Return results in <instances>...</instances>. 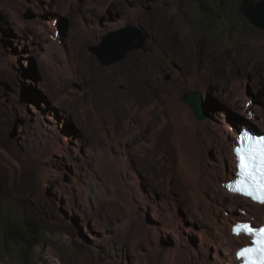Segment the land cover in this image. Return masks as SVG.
<instances>
[{
  "label": "rangeland",
  "instance_id": "1",
  "mask_svg": "<svg viewBox=\"0 0 264 264\" xmlns=\"http://www.w3.org/2000/svg\"><path fill=\"white\" fill-rule=\"evenodd\" d=\"M251 1L257 5L264 0ZM170 2V15L164 13L162 17H167L170 22L180 19L183 29L191 27V32L184 35L194 45L201 38L213 48H222L228 38L233 41L247 38L251 43L255 38H264V28L247 16V0ZM158 3V0H0V264H55L52 261L54 257L61 264H166L165 252L179 248L175 232H162V236L157 234L160 238L155 243L156 233L152 234L151 229L155 224L162 225L175 211L180 217L194 215L186 188L174 176L170 185V190L175 189L172 191L173 200L166 193H161L160 184L164 183L167 167L158 173L139 153L132 156V161L140 169L132 168L140 171L139 186L135 187L131 178L124 179L118 175L116 169L108 165L110 161L113 166L117 164V149L114 145L113 150L106 148L108 145L102 127L95 126L93 118H102L110 139L119 138L116 109L120 87L110 84L107 79L111 77L114 66L133 50H143L152 55L150 60L155 62L160 78L166 82L173 81L176 88L182 85L179 92L183 99L186 93L196 91L183 83L182 78L174 77V72L181 65L167 58L169 51L152 43L149 21ZM129 27L146 35L145 42L129 50L122 59L105 63L98 50L104 47L110 36ZM180 34L175 36L178 42ZM55 39L66 44L65 50L72 52L77 60L81 56V62L77 63L78 79L64 69L62 50ZM111 49H106V54ZM202 51L198 50L189 61V65L195 69L198 67L200 72L208 68L203 62ZM88 55L96 59L97 71ZM244 59L242 54L241 60ZM186 61L183 62L187 64ZM227 62L228 82L223 80L225 73H215L211 68H208L205 81H198L205 87L208 83L210 90L202 95L205 118L200 120L209 117L205 106L212 103L208 109L214 106L221 115L231 113L240 116L236 117L239 118L236 120L238 131L247 118L245 114H238L231 105L235 94L230 79L234 75L241 80L247 99L264 116V69L246 73L237 66H231L230 59ZM183 75L187 78L190 74ZM155 95L164 99L162 86L158 87ZM242 100L237 97L239 105L246 102ZM85 110L87 118L83 114ZM212 111L218 115L216 109ZM33 114L41 119H36ZM34 121L40 122L53 134H59L56 143L63 146L61 151L55 153L51 147L53 142H40L32 137ZM112 121L117 125L114 136L109 126ZM251 124L259 126L255 122ZM71 127L74 128L73 134ZM110 156L114 158L109 160ZM118 182L121 187L125 186L124 190L120 189ZM115 185L123 194L126 192L125 196L134 199H130L131 206L123 211L110 205L115 203L110 188ZM89 193L94 195L93 201L88 197ZM145 196L148 198L143 200ZM143 203L146 209L141 206ZM241 212L244 214L243 208ZM129 213L128 227L121 231V223ZM186 222L192 224L189 219ZM195 228L190 232L183 230L184 244L188 248L182 247L192 252L200 235L198 227ZM141 231H146V238H141ZM199 253H193L192 258L180 257L171 263L206 264L213 260L212 255L203 261Z\"/></svg>",
  "mask_w": 264,
  "mask_h": 264
},
{
  "label": "bare ground",
  "instance_id": "2",
  "mask_svg": "<svg viewBox=\"0 0 264 264\" xmlns=\"http://www.w3.org/2000/svg\"><path fill=\"white\" fill-rule=\"evenodd\" d=\"M158 1L159 3L156 4L152 10L153 14L151 18L149 17L151 20L149 21V28L152 33V43L161 50L169 51L166 55L167 58L181 65L180 69L174 72V77L182 78L183 83L189 84L191 88H195V92L199 95L201 102H203L202 95H205L210 90L208 83L205 87L201 86L198 81H202V79L203 82L205 81L208 75V68H211L212 71L215 70V73L219 71L225 73V75L223 74V80L225 79L224 81L226 82H228L227 79L230 78L229 72L228 74L225 72V66L229 63L227 62L228 59L231 60V66H237V68L242 69L246 73L264 69V38L260 40L255 38L252 43L249 42L247 38L242 40L239 39L240 41H233L228 38L222 48L208 46L207 41L201 38V40L199 39V41H197L198 44L194 45L193 42L184 35L187 32H191L190 29L192 28L190 26V29H183L180 19L174 20L173 22L171 20L170 22L167 17H162L164 13H169L170 15V0ZM179 32H181V38H178L180 42L175 39L176 33ZM54 42H56V44L59 45L58 48L62 50L64 69L73 78L78 79L77 63L81 62V56H79L77 60L72 52L65 50L66 44H61L56 39ZM197 48L199 51H201V49L203 50V62L208 66V68H204L202 72L198 70V67L195 69L192 65H189L190 58H193L198 51ZM242 54L245 55L246 59L241 60ZM150 57H152V55L143 52V50H133L125 60L114 66L111 77L107 79L110 84H118L120 87L118 91V97L120 99L116 109L119 124V138L116 140L110 139L102 118L98 116L93 118L94 125L102 127V133L108 145L106 148L113 150L114 147H112V145H114L119 154L117 164L113 166L110 161L108 165L116 169V172L119 173L116 174L121 175L122 178H131V183L135 187H138L140 169L132 161V156L139 153L141 156H145L148 159L150 166L156 169L158 173L162 172L164 167H167L168 172L164 171V173L166 172L164 183L162 185L160 184L162 188L161 193H166L173 200L174 193H172V191L175 189L170 190V185L174 176H177L182 182V185L186 188L185 192L191 198L190 206L193 209L192 212L194 215L190 214L184 217L191 220L192 224L188 225L186 222L187 219L180 217L178 212L175 211L172 213L171 218L167 217L165 222H162V225L157 226L155 224L151 229L152 234L156 233L155 237L153 236L155 243H158L160 238L157 234L162 236V232H165V234L171 232L176 233L179 248L177 251L169 249L165 252L166 264H168L169 261L170 263L173 260L178 261L180 257L192 258L194 257L193 253L198 254L199 252H201L199 253V257L203 259V261L206 257L209 259V257L213 255V260L210 259L206 264H240V261L236 258L237 250L250 244V239L244 235L237 237L232 233V227L239 221H251L252 218L257 225H260L263 223L262 218H264V205L254 202L252 199L243 195L232 193L225 187V182L233 180L236 174L233 148L239 133L236 129V120L239 118L236 119V117L240 116L227 113L229 119L227 117L228 115H221L214 106H212L213 109L212 107L208 109V105H212V103H208L205 108L209 117L205 120H200L201 118L198 119L193 107L180 95L179 90L182 91V85H179L177 89L173 81H163L159 76L155 62L150 60ZM91 58L92 57L89 56L88 59ZM92 59L93 63H91L93 64V69L97 71L96 59ZM184 60H187V64L183 62ZM183 73H189L190 75L185 78ZM97 77L99 80L100 77L98 75ZM230 80L231 89L235 94V97L231 99V105L237 109L238 114H245L247 118L242 122V129L248 125L250 126L249 128H254L258 132L263 133L264 130L260 128V126L264 128V116H262L261 111L250 103L251 100L247 99L246 89L243 88L240 82L241 80L235 78L234 75ZM46 81L48 84H51L49 80ZM159 86L163 87L164 99L155 95ZM239 96L243 100H246L244 104H238L237 97ZM214 109L218 111V115H216V111H212ZM41 110L43 109L41 108ZM95 111L94 106V112ZM249 111H251V113ZM34 114L33 117L38 120L41 119L38 115L34 116ZM83 114L87 118L88 115L86 110ZM252 122L258 123V128L254 125L252 126ZM39 123L36 121L32 123V137L35 136L40 142H53L54 144H51V147L56 150L55 153L61 151L63 146L58 142L56 143L59 134H53L48 128L45 129V127ZM109 126L114 136L117 128L116 122H110ZM73 130L74 128L71 127V134H73ZM67 136H69V134ZM162 142L164 144H162ZM102 147L105 148L104 146ZM109 150L106 152H109ZM76 151H79V148H76ZM98 153H100V151ZM69 154L70 152L67 155ZM107 157L105 161H107ZM113 158L110 156L109 160ZM133 167H137L139 170L136 171L137 169H132ZM116 178L118 179V177ZM119 183L120 182L117 184L120 189L125 187H121V183ZM110 188L112 191V199L115 201L114 204H110L111 206L121 211L125 210V207L129 208L131 206L129 204L131 203L130 199H133L132 197H128L127 194V196H125L124 194L126 192L123 194V191H119L120 189L118 190L117 185H115V187L111 186ZM127 190L128 189H126V191ZM93 196L92 193L88 194L91 201H93ZM145 198L147 199L148 196L143 197V200ZM134 203L137 204V202ZM141 206L146 209V204L143 203ZM242 208L244 214L241 212ZM140 212L142 213V211ZM130 217L129 213L127 218L122 221L121 231L128 227L127 225L129 224ZM138 220L139 218L137 221ZM132 222L133 221H131V223ZM195 223V227H198L197 229H199L200 235L198 234L199 242L197 241L198 243H195V251L193 250L192 252V250L189 251L187 249L188 247L184 244L183 230L190 232L196 229L194 227ZM145 232L141 231V238H146ZM143 241L145 240L143 239ZM146 242H148V240ZM154 251L156 252V250ZM172 256H174V259ZM165 259L163 260L165 261ZM52 261L55 262V264H61V261L56 257L52 258Z\"/></svg>",
  "mask_w": 264,
  "mask_h": 264
},
{
  "label": "snow or ice",
  "instance_id": "3",
  "mask_svg": "<svg viewBox=\"0 0 264 264\" xmlns=\"http://www.w3.org/2000/svg\"><path fill=\"white\" fill-rule=\"evenodd\" d=\"M245 140L249 143L245 144ZM233 152L235 167L239 170L237 175L240 177L235 181L239 187L233 191L264 205V136L252 137L248 133H243L235 142ZM232 232L237 237L257 236L258 239L253 240V243L258 245V249L241 248L236 256L244 258L246 264H264V228L257 229L247 223H238L233 227ZM257 250L261 253L259 261L251 258Z\"/></svg>",
  "mask_w": 264,
  "mask_h": 264
},
{
  "label": "water",
  "instance_id": "4",
  "mask_svg": "<svg viewBox=\"0 0 264 264\" xmlns=\"http://www.w3.org/2000/svg\"><path fill=\"white\" fill-rule=\"evenodd\" d=\"M246 3L248 4V18L257 26L264 28V1L259 2L257 5H254L251 0H247ZM146 37L137 28L129 27L110 36L106 40L104 47L98 51L100 56L104 58L105 63H112L122 59L132 48L142 46ZM106 49H111V51L106 54ZM185 99L193 107L198 118H204V106L199 95L196 92H188L185 94ZM238 131L240 132L241 128H238Z\"/></svg>",
  "mask_w": 264,
  "mask_h": 264
}]
</instances>
